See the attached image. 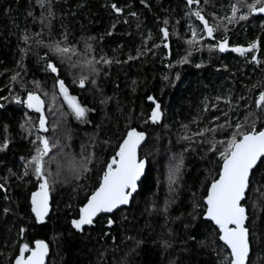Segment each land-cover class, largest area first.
Returning <instances> with one entry per match:
<instances>
[{"label":"trees","instance_id":"trees-1","mask_svg":"<svg viewBox=\"0 0 264 264\" xmlns=\"http://www.w3.org/2000/svg\"><path fill=\"white\" fill-rule=\"evenodd\" d=\"M113 2L123 8L120 17L109 7ZM146 4L141 0H51L54 16L49 17L47 3L42 9L37 0H0V142L5 137L9 142L8 148L0 151V184L4 185L0 189V264H11L18 253L14 242L33 246L37 239L48 245L47 264H220L226 255L221 251L222 242L213 235V225L193 211V193L197 198L206 194L219 163L218 154L208 151L207 141L213 133L205 132L202 137L193 133L225 125L215 133L216 140H225L234 131L225 121L234 126L246 116L249 124L256 122L257 129L264 125V109L255 105L264 89V16L252 14L240 25H227L218 18L231 14L232 0H200L199 7L209 23H220L223 28H217L214 38L205 37L190 49L186 43L191 36L189 25L203 35V25L189 15L197 5L188 6L183 0H146ZM131 12L136 16L129 15ZM165 19L169 38L162 42L160 28L165 27ZM25 33L30 37L28 44L23 41ZM225 36L229 48L220 52L214 46ZM88 37L94 39L87 41L93 49L87 55L82 53ZM253 41L258 44L255 55L259 65L251 56L231 51ZM55 42L75 45L79 54L97 61L104 56L113 62L96 63L97 72L87 70L84 64L76 67L89 77L80 88L68 77L62 57L49 47ZM163 43L169 47L164 48ZM21 48L28 49L26 55ZM138 49L143 54L129 60V56L137 57ZM183 57L188 62L177 64ZM46 60L57 66L70 94L90 110L84 121L68 115L60 97L49 110L45 93H53L56 75L46 70ZM17 72L20 77L14 83L11 77ZM27 91H35L45 102L46 133L37 132L39 115L13 99L17 95L26 98ZM148 96L161 104L162 118L157 124L149 119L154 105ZM228 99L230 104L225 102ZM29 118L32 136L26 131ZM51 121L56 132L51 131ZM131 127L145 133L139 159L145 161L146 171L137 193L129 207L112 215L115 223L110 228L101 216L94 225L77 232L71 220L78 218L79 207L98 186L106 161ZM38 134L55 145L45 157L46 162L55 157L46 163V170L55 173L59 164L61 173L50 191V212L43 224H37L31 214V193L39 185L30 165L29 175H24L35 154L32 141ZM185 136L191 139L185 140ZM82 146L85 155L94 151L96 160L87 178L77 181L72 169L81 158ZM171 156L178 162L182 157L183 165L178 182L170 186ZM255 179L264 183V169L257 170ZM250 195L264 205V200H257L258 194ZM4 208L10 211L4 213ZM247 211L251 241L247 264H264V208H253L249 201ZM21 226L26 229L23 237L19 235ZM136 240L142 241L138 247ZM165 241L170 246L166 247Z\"/></svg>","mask_w":264,"mask_h":264},{"label":"snow or ice","instance_id":"snow-or-ice-1","mask_svg":"<svg viewBox=\"0 0 264 264\" xmlns=\"http://www.w3.org/2000/svg\"><path fill=\"white\" fill-rule=\"evenodd\" d=\"M39 6L43 9L45 4L48 6V16H54L52 11L51 0H37ZM142 4H146V0H141ZM189 6L197 5L195 10H191L189 15L194 16L196 20L203 25V35L200 34L201 30L189 25L191 36L186 40V43L190 46H197L202 40L207 38H214V32L220 27L219 24L213 26L209 23L206 17L202 14V10L199 7L200 0H187ZM109 7L120 17L123 14V8L116 3H111ZM242 8H246L247 11H241ZM254 13H264V0H238V3L231 5V14L219 17L220 20H226L228 24H232L237 20H246L249 15ZM31 15V13H29ZM131 16H136L135 12L129 13ZM43 19V13H42ZM118 22V21H117ZM127 23V20L124 21ZM50 23V21H49ZM165 27L160 28L162 33V42L167 41L169 38V30L166 27L168 20L163 21ZM116 27V23L112 24V28ZM225 30H227L225 28ZM109 35L111 33H108ZM39 35V33H37ZM30 37L27 33L23 36V41L28 44ZM66 39V37H65ZM94 39L88 37L85 41L86 51H92V46L88 43V40ZM151 39V34H149ZM36 43H42L37 40ZM49 47L60 57L71 60L73 55H77V48L75 45L62 44L61 42H55L50 44ZM153 47H159V45H153ZM164 48H168L167 43H163ZM209 47H213L209 45ZM218 51L225 52L228 50V39L225 36L219 40L214 46ZM258 49V44L253 41L247 45V47L235 46L231 48V51L239 53L241 56L245 53H253ZM21 53L26 55L28 49L21 48ZM143 54L139 49L137 50V57L129 56L128 59L138 58ZM23 58V57H22ZM251 61H254L257 65L260 64V60L256 55L251 56ZM103 62V64L109 65L113 61L104 56L100 57L97 61L95 57L85 62L86 66L90 68L92 72H97L95 67L96 63ZM120 63V61H116ZM188 62L187 57L179 59L177 64H184ZM22 66V65H21ZM76 65L73 64L72 67ZM168 67H172L171 64ZM200 67V65H196ZM46 70L51 73L57 74L54 77V90L52 93V102L55 103L57 95L63 97V102L67 104L68 115L73 116L76 120L84 121L86 113L90 111L88 108L82 106L77 97L71 95L69 88L66 86V82L59 77V70L57 66L51 61L46 60ZM20 73L17 72L12 75V82H18ZM165 80L167 76L163 77ZM178 78V76H177ZM86 76H80L78 84L80 88L85 87ZM74 83L77 81L74 80ZM21 88L23 89V82L20 81ZM35 83V82H34ZM92 84L96 81L93 79ZM255 87V86H253ZM58 88L59 92L55 91ZM47 95V93H45ZM17 104H21L27 109H30L39 114L38 125L36 126L38 133H46L48 128L46 126V116L44 113V100L41 99L35 91H27L26 98H22L17 95L13 97ZM220 100V97L216 98ZM244 99V97H240ZM148 100L152 102L154 107L151 109V115L149 119L153 124L158 123L162 118L161 104L156 101L153 96H148ZM104 101H102L103 103ZM226 103H231L228 99ZM257 108L264 109V89L259 92V96L255 100ZM3 107V105H0ZM215 107V105H213ZM207 110V108L205 109ZM226 115V114H225ZM218 119V117L214 118ZM28 123L30 124V118ZM227 127H234L227 139L216 140L215 133L217 130L223 131L225 125H217L213 128H204L199 132H194L193 136L202 137L205 132L213 133V136L207 141L208 151L218 154L219 163L217 165L218 171L215 177H213L210 183L206 186V194L196 197V193H193L192 207L195 216H203L207 221H210L213 225V235L222 242L221 251L226 255L223 257L220 264H246L250 254V231L247 226L249 221V215L247 211L248 202H252V207H262L264 205L257 204L256 200L252 199L253 194L257 195V200H264V183H260L255 179L257 170L264 169V125L257 129L256 122L253 120L250 124L248 117L244 118V121H237L233 126L227 120L225 121ZM25 125L21 124V128ZM70 138V137H69ZM185 140H190L191 137H183ZM145 139V133L143 131H137L136 128H128L126 134L123 136L121 142L118 144V150L115 154L106 161L105 167L101 170L102 175L98 177V186L93 187L86 195V202L82 203L78 210V218L71 220V227L77 232H82L84 226H92L96 223L97 218L104 216L107 226L110 228L115 221L112 219V214L120 210L124 206H129L134 198V194L137 193L139 187V181L145 170V161L139 159L137 155V149L141 142ZM204 143L203 140L200 141ZM8 139L5 137L0 142V151H4L8 148ZM35 147V154L31 156L27 165L25 166L24 175H29L28 165L31 166L32 174L36 177V182L39 185L36 191L31 193V212L34 214L35 221L37 223L43 222L45 217L49 213V198L52 186L58 182L60 176V165H57V171L53 173L51 169L46 170V163L50 164L55 157H51L47 162L45 157L49 156V153L55 145L50 143L49 139L45 135L38 134L36 139L32 141ZM219 145V146H218ZM94 148L95 145L93 144ZM96 160L95 152H89L84 154V148L82 146L81 158L75 162V166L72 169L73 179L79 181L86 179L88 173L92 171L90 165ZM183 165V158L181 157L179 162L170 169L169 183L170 186L178 182L180 176L181 167ZM79 187H85L80 185ZM4 188L3 184H0V189ZM9 208H4L3 212L8 213ZM164 211H167V204ZM191 215V214H190ZM195 218V217H194ZM26 229L21 226L19 229L20 237H23ZM104 235H108L105 233ZM128 239H133L129 237ZM191 240H195V237H189ZM142 241L136 240L135 244L138 247ZM203 243V242H201ZM165 246H170L165 241ZM34 247L29 243L14 242L13 246L18 247V253L11 258V264H45V257L49 251L48 245L43 240H35ZM135 249H132L134 251Z\"/></svg>","mask_w":264,"mask_h":264},{"label":"rangeland","instance_id":"rangeland-1","mask_svg":"<svg viewBox=\"0 0 264 264\" xmlns=\"http://www.w3.org/2000/svg\"><path fill=\"white\" fill-rule=\"evenodd\" d=\"M238 3V0H232V4H235V3ZM248 2H250L249 0H248ZM241 11L243 12V11H247V9L246 8H242L241 9ZM250 18V15L248 16V19ZM248 19H246V20H237V21H235L234 23H232V24H228L227 23V25H236V24H238V25H240V24H242V23H244V22H246ZM219 25H220V23H218ZM226 25V24H225ZM220 28H223V27H220ZM200 44H201V42H200ZM199 44V45H200ZM189 47H190V49L193 47V46H190V45H188ZM193 49V48H192ZM82 54H87L88 55V52L87 51H85L84 53H82ZM84 56V55H81V54H77V55H73L72 57H71V60H68V59H65V58H63L62 57V59H61V62L63 63V66L64 67H66V69L68 70V72H69V75H71L72 77H70L69 75H68V77L71 79V81H72V83H73V81L74 80H76L77 82H78V80H79V78H80V76H82L83 74H81V73H79V72H77V69H76V67H79L81 64H84L85 65V67H86V69L87 70H90V68L88 67V66H86V64H85V62L87 61V60H90V59H92V57H89V56ZM79 56V57H78ZM85 60H84V59ZM73 64H75L76 66L75 67H72V65ZM83 76H85V75H83ZM87 77V80H88V76H86ZM87 80H86V82H87ZM89 81V80H88ZM85 82V83H86ZM55 91L57 92V94H58V92H59V89L58 88H56L55 89ZM47 93V95H46V97H47V101H48V107H49V110H53V108L55 107L54 105H53V102H52V99H51V97H52V93L51 92H46ZM60 96L59 95H57V98H59ZM61 99H63V97H60ZM66 106H67V104H66ZM57 111V110H56ZM159 123V122H158ZM51 124L53 125L52 126V128H51V131L52 132H56L57 131V126H55V123L53 122V121H51ZM155 124H157V123H155ZM57 125V124H56ZM26 131H27V133H28V135L30 134L31 136L33 135V131H32V129L30 128V124L29 125H26ZM175 157L174 156H171L170 157V159H173V161L174 160H176V159H174ZM177 162H178V158H177V161H174L173 162V165H171V167H173V166H175L176 164H177ZM167 178H169V175H168V177Z\"/></svg>","mask_w":264,"mask_h":264},{"label":"water","instance_id":"water-1","mask_svg":"<svg viewBox=\"0 0 264 264\" xmlns=\"http://www.w3.org/2000/svg\"><path fill=\"white\" fill-rule=\"evenodd\" d=\"M184 2H186L187 3V0H183ZM188 5V4H187ZM189 6V5H188ZM52 75H57V74H54V73H52ZM30 110V109H29ZM31 112H34V111H32V110H30ZM34 113H36V112H34ZM36 114H38V113H36ZM39 115V114H38ZM142 145V142H141V144H140V146ZM140 146L138 147V149H137V155H138V158H139V148H140ZM145 171H146V164H145V170H144V173H145ZM144 173H143V175H144ZM143 175L141 176V179H142V177H143ZM140 182V181H139ZM39 187V186H38ZM38 187H37V189H38ZM36 189V190H37ZM135 195V194H134ZM50 203H51V198H49V206H50ZM127 207H129V206H124V207H122L121 209H124V208H127ZM120 209V210H121ZM119 211V210H118ZM49 212H50V207H49ZM117 212V211H116ZM115 212V213H116ZM114 213V214H115ZM31 214H32V217L34 218V220H35V217H34V214L31 212ZM113 215V214H112ZM48 216H49V213H48V215L45 217V219H44V221L43 222H40V223H37V224H43L44 222H45V220L48 218ZM103 216V215H102ZM203 220L204 221H207V220H205L204 218H203ZM207 222H209V223H211L210 221H207ZM85 227H87V226H84V228ZM35 245L33 244V247H34ZM48 257H49V251H48V253H47V255H46V257H45V264H47V261H48ZM247 262H248V260L246 261V264H247Z\"/></svg>","mask_w":264,"mask_h":264},{"label":"flooded vegetation","instance_id":"flooded-vegetation-1","mask_svg":"<svg viewBox=\"0 0 264 264\" xmlns=\"http://www.w3.org/2000/svg\"><path fill=\"white\" fill-rule=\"evenodd\" d=\"M253 15H259V16H264V13H254ZM226 51H228V50H226ZM239 54V53H238ZM255 55V52H253V53H245V55H243V56H252V55ZM240 55V54H239Z\"/></svg>","mask_w":264,"mask_h":264}]
</instances>
